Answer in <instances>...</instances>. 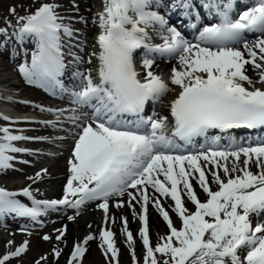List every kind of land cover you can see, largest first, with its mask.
<instances>
[{"label":"snow or ice","instance_id":"1","mask_svg":"<svg viewBox=\"0 0 264 264\" xmlns=\"http://www.w3.org/2000/svg\"><path fill=\"white\" fill-rule=\"evenodd\" d=\"M102 2L103 11L94 19L99 27L96 50L88 61H97L95 77L91 70L78 73L79 90L71 93L76 108L41 109L53 111L58 117L68 111L71 114L66 119L81 129L69 161L64 195L59 200H37L30 187L19 193L0 188V216L14 213L38 221L48 210L60 207L75 209L78 215L88 201L100 200L105 227L99 233V246L108 264H119L115 233L107 227L109 222H116L109 216V199L127 195L128 200L118 201L115 207L127 204L142 222L139 236L145 250L143 264H264V222L254 224L252 219L264 215V140L245 145L229 135L228 143L222 145L219 136L209 135L211 130L230 133L264 128V87L256 86H264V0H255L235 18L231 0L223 5L208 0L203 6L210 11L214 8L220 23L204 27L196 42L169 26L164 15L151 10L161 7V0ZM195 7L193 0H174L171 4L172 11L184 9L189 19ZM59 8L58 3L41 2L34 11L18 17L20 26L16 32L18 39L29 37L36 43L30 63L21 64L19 72L28 84L53 91L64 69L62 37L73 36ZM10 12L16 15L14 7ZM149 28L161 33L162 43H151ZM2 32L6 29H0ZM249 34L256 38L249 41ZM139 49L146 50L142 79L133 61ZM153 54L178 62L170 75L171 85L179 88L170 105L174 118L170 135L167 117L149 118L147 122L140 119L133 126L150 125L148 134L132 130L124 119L126 114L139 116L149 101L173 90L153 71ZM246 65H251L257 80L246 74ZM81 108L91 111L79 115ZM196 137H204L206 146L187 154L174 139L190 145ZM27 139L31 138L0 126V170L13 166L12 153L27 151L15 143ZM46 171L29 179H43ZM197 188L205 195L204 200ZM17 195L28 197L33 206L15 199ZM162 199L172 203L166 208ZM189 203L194 210L187 206ZM150 204L168 228L155 245L149 235ZM170 210L178 217L179 227ZM121 222L134 264H140L127 217H122ZM56 231L59 235L55 239L62 241L66 227ZM43 239L51 237L45 235ZM93 239L96 237L89 234L82 243L74 244L69 264H82L86 245ZM27 250L25 241L0 258V264ZM53 251L58 259L62 250L57 247Z\"/></svg>","mask_w":264,"mask_h":264},{"label":"bare ground","instance_id":"2","mask_svg":"<svg viewBox=\"0 0 264 264\" xmlns=\"http://www.w3.org/2000/svg\"><path fill=\"white\" fill-rule=\"evenodd\" d=\"M60 15L63 16L64 23L69 25L73 29V36L69 37L64 35L62 37V45L64 43V38H69V39H75L77 38L79 44H75L73 42L67 43V45H63L66 49H68L72 54L76 52H84L87 54H90V52L95 49V39L97 37V34L99 32V27L97 24L94 25V30L92 29L91 25L93 24L92 22L96 18V14L98 12H101V8H103V2L102 0H61L60 2ZM158 7H156L157 9ZM83 18V19H82ZM78 27H89L90 32L82 31L80 32V36L76 35L75 28ZM92 30V31H91ZM93 35L95 38H93ZM25 40V38H24ZM26 42H28L29 46H32L33 41L26 39ZM74 56V55H73ZM22 55L21 54H15L11 59L13 62H20ZM75 57V56H74ZM178 66V63L175 65ZM97 67V61H94L93 65V70H92V75L95 77L96 72L95 69ZM247 69V75H249L253 80H257L258 77L255 73V71L252 69L251 65H246ZM71 70V67L68 68V71ZM0 92L4 93L5 95L7 94H19V98L21 97V93H23L22 86L24 84V77L20 76H15V73L11 71L9 68H1L0 67ZM95 72V74H94ZM20 77V79H18ZM169 81V80H168ZM260 85V84H259ZM261 87H264L260 85ZM172 91H170V95L175 97L176 92L178 88L174 85H171ZM40 91H32V95H29L28 98L31 99H36V103H40L42 105L47 106V109H52V110H58V109H63V110H70L71 108H65V105H59V106H54L53 101L60 102L59 95L57 92L52 89L46 88V87H40ZM25 89V88H24ZM27 95V94H26ZM70 100H72V97H69ZM85 112H90V109H86ZM48 117L44 118L45 120H50L53 121L55 118V113L53 111H47ZM71 113L66 111L64 116L58 117L63 120H67L66 117L70 115ZM39 124L43 125V130L44 131H49L50 129H53V123L52 124H47L44 121H39ZM48 141H35V144H44L47 143ZM55 142H58V140H55ZM74 144L75 141H72V144L68 147H64L63 149L66 150L68 149L66 158L61 157L65 160L64 164L62 161L54 162L51 166H48L45 168L46 174L43 176V179L37 180L35 183L31 184V187L34 188L35 186H39L42 184H45L46 182H50L54 187V194H64V188L67 182V179L69 178V161L72 158V152L74 149ZM61 149V145L59 146ZM30 168L34 169L35 172L32 173L31 177H35L38 172H41L42 170L45 169H39L36 168V166H31ZM254 172L256 169L253 167L252 169ZM33 180L30 181V183ZM28 183V182H27ZM195 183V182H194ZM214 187V186H213ZM200 190V189H199ZM198 192V191H197ZM127 201L128 198L120 197L119 199L115 200L110 204L109 210H110V216H113L116 218L118 223L114 225H111L110 223L107 225L113 232L116 234L119 233V229L123 227L121 218L122 217H127L128 219V229H132L133 233L135 236L137 235V230L139 234L140 226L141 224L138 222L139 218L137 215L133 214L132 209L125 204L124 207L122 208H116L115 204L118 201ZM161 202L164 204V206L167 208L169 204L172 203L170 199L164 200L162 199ZM137 213H139L140 210V205L137 204L135 205ZM188 207L192 210H194V206H192L190 203L188 204ZM89 211V210H88ZM171 212V210H170ZM103 211L102 209L100 210L99 208H92L90 209L89 213L81 214L78 216L75 214L73 217L75 219L71 220L69 219V214H60L57 216H53L47 219L48 222H50L52 228L45 227L44 232L45 235H49L51 237V240H40L39 244L43 245L44 247H48L51 250H54L55 248H60L61 251V256L70 248L73 247L74 244L76 243H82L83 240L85 239L84 236H88L89 234H94L96 239H93L88 242L86 245L87 251L84 254V257L86 258L88 255L95 256L98 250L100 249V240H99V233H100V227L101 225L104 224L103 222ZM174 213V212H172ZM175 214V213H174ZM148 216H149V231H150V236L154 237H159L162 236L164 233H168V228L161 217V215L158 213V211L155 209L153 205H149L148 209ZM175 219L177 218L176 215H174ZM49 224V223H48ZM118 224V225H117ZM9 225V230L14 229L16 233L13 235L19 234L22 229L27 225L26 223H22L21 221H14L8 224ZM91 226V227H89ZM67 229L65 237L62 241H57L55 237L59 235V233L56 231L57 229H62L65 228ZM9 232V231H8ZM88 232V233H87ZM87 233L86 235H84ZM55 234V235H54ZM119 235V234H118ZM1 236V235H0ZM120 240L119 244H117L118 248L123 251L122 254V259L126 261V255L129 253L130 249L128 248L126 239L124 238L123 234L119 235ZM153 239V238H152ZM0 240H5V238L2 236L0 237ZM140 248L142 246V241H139L137 243ZM70 246V247H69ZM136 246V245H135ZM137 251L139 248H135ZM71 251L68 250L64 261L61 262L60 260L62 257H60L59 261L56 264H66L67 259L69 256V252Z\"/></svg>","mask_w":264,"mask_h":264},{"label":"rangeland","instance_id":"3","mask_svg":"<svg viewBox=\"0 0 264 264\" xmlns=\"http://www.w3.org/2000/svg\"><path fill=\"white\" fill-rule=\"evenodd\" d=\"M41 2L59 3L58 1H51V0H0V22H1L0 26L2 25V23H4L5 25L9 24L11 19H14L15 21H17L19 16H24V15H27L29 12L34 11L36 7H39V4ZM13 7L16 9V15L11 14L10 12V9ZM6 20H9V21H6ZM1 28L4 29L5 27L1 26ZM83 30L90 31L89 27H83ZM80 54L81 53H78L76 54V56L79 57ZM84 60L80 59V62L86 64ZM23 63L25 62L20 61L16 63V62H13L11 59L7 60L5 58H0V67L2 69L9 68L11 71L15 73V76L21 75L23 77V75L18 70L19 66ZM0 74H2V72H0ZM18 79H20V77ZM23 82H24L22 86L23 94L32 95L31 92L34 91V88L30 89V84H28L26 80H24ZM23 94L21 93V95ZM42 161L43 162H37L39 169H45L48 166H51L52 164H54L55 162L53 161L49 163L47 159H44ZM58 161H60V159H57L56 162ZM33 172H35L34 169L24 167L23 174L18 175V177H16L15 179V182L24 181V183H26L28 181H31L29 177H31ZM12 180L13 178L8 179L5 177H1V181L6 185L12 182ZM47 184L52 185L50 182H48ZM35 188L40 193L41 196L46 195L45 193H48L45 190L46 187L44 184L35 186ZM50 189L54 190L55 187L52 185V188L50 187ZM10 233L7 231L6 228L0 227V235L2 236V238L3 237L5 238V240H0V256L4 254L6 250H11L15 246L19 244H23L25 241H28V250H27V253L23 255L21 258L12 260L7 264H36L37 261H40V264H56L60 260L59 259L60 257H62L60 261L63 263L68 250L72 249V247L69 246L70 248L63 254V256L60 255V257L57 259L54 255V251L51 250V248L49 249L48 247H44L43 245H40L41 243L39 244L40 240H44L43 239V237L45 236L44 230L25 231L15 236H13L16 233L15 230H12V232ZM9 241H12L11 245H9ZM42 257H47V259L43 260L41 259ZM129 257L130 256L128 254L126 256V262L128 263L123 262L124 264H129ZM84 264H108V258L105 257V255L103 254V250L101 248L98 250L95 256L88 255L84 260Z\"/></svg>","mask_w":264,"mask_h":264}]
</instances>
